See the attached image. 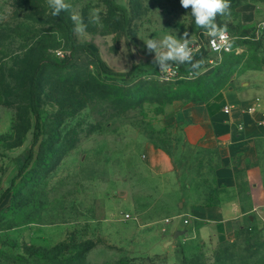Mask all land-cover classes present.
Listing matches in <instances>:
<instances>
[{
  "label": "rangeland",
  "instance_id": "1",
  "mask_svg": "<svg viewBox=\"0 0 264 264\" xmlns=\"http://www.w3.org/2000/svg\"><path fill=\"white\" fill-rule=\"evenodd\" d=\"M113 1L126 8V24L107 0H65L70 8L60 13L76 42L98 51L112 72L155 60L148 39L171 34L188 44L203 30L180 0ZM229 3L228 14L218 15L216 23L232 36L234 51L196 74L217 71L226 77L224 87L251 74L263 81L264 32L258 22L264 0ZM93 9H99L96 23L90 20ZM52 11L47 0H0V264H264V248L258 249L264 218L256 210L254 219L235 220L222 239L190 237L195 221L181 216L186 185H194L197 201L229 194L215 177L219 157L213 150L198 151L191 160L181 157L171 180L149 169L147 143L171 153L177 149L165 109L161 112L165 104L146 94L126 105L112 86L135 85L134 76L102 72L85 50L76 51L67 67L49 62H64L71 48L64 23ZM72 13L82 17L83 32L75 30ZM39 62L41 151L33 170L1 199L28 155L33 133L28 89ZM146 68L134 74L141 71L139 77L149 80L156 73ZM259 180L264 187V165ZM176 230L182 233L174 236Z\"/></svg>",
  "mask_w": 264,
  "mask_h": 264
},
{
  "label": "crops",
  "instance_id": "2",
  "mask_svg": "<svg viewBox=\"0 0 264 264\" xmlns=\"http://www.w3.org/2000/svg\"><path fill=\"white\" fill-rule=\"evenodd\" d=\"M255 98H259L261 110L249 113L247 109ZM226 106L230 108L228 112L224 110ZM261 111H264V80L255 78L254 74L242 78L239 85L221 88L208 100H176L166 105L165 124L173 130L176 153L147 143L145 163L149 169L171 180L181 157L191 160L198 151L213 150L219 157L215 170L217 183L229 190L228 195L222 192L216 203L208 204L195 200L194 185H186L188 202L181 216L195 221L190 237L211 234L212 239H222L231 234L235 220L248 215L254 219L253 210L264 207L260 205L264 187L259 180L264 165ZM237 123H243L242 131L237 130ZM188 218H183L184 224L189 223Z\"/></svg>",
  "mask_w": 264,
  "mask_h": 264
},
{
  "label": "trees",
  "instance_id": "3",
  "mask_svg": "<svg viewBox=\"0 0 264 264\" xmlns=\"http://www.w3.org/2000/svg\"><path fill=\"white\" fill-rule=\"evenodd\" d=\"M107 7L110 11H120L122 13V18L124 21V24L128 22L127 18V11L126 8L123 7L120 4L115 3L113 0H107L106 2ZM58 17L62 20V22L65 25L66 32H67V38L70 42V52L67 56V59L64 62H57L56 60H48L49 62L53 63L54 66L57 67H67L71 64L72 58L74 57V54L78 50H85L87 53H89L94 61L96 62V66L105 73L108 74H115V75H121L126 77H136L133 79L134 82H136L135 85L130 84L127 85H113V91L115 95L120 98L123 101H128V104L126 105H135L140 99L146 98V94L148 96L156 95L157 101H159L161 104H165L162 113L164 112V109L167 104L176 101V100H182V101H192V100H208L211 98L218 90L224 87V80L222 74H217V71H214L211 74L202 75V74H196L200 69L205 68V66H208V62L206 61L208 58V53L206 51L197 52L195 55L191 57V60L185 62V66H188V69H190L193 72V76L183 77L182 79H185L182 82L179 83H171V84H162L157 81H159L158 77L149 75V80L147 79H141L138 73H141V71L134 74L135 69L139 66L151 67L154 69V72L156 73L157 66L154 63V60L147 61V62H140L137 64H134L128 71L125 72H112L108 68H106L102 57L100 56L99 52L90 48L89 46L78 44L76 40L73 37V27L70 24L68 20H66L61 14L58 15ZM234 49L230 52H224L220 55V59L226 56L227 54L233 53ZM206 56V57H205ZM175 61H169L166 63H173ZM219 61H217L214 65H209V67H214L215 65H218ZM185 66H181V73L185 75L187 73V70ZM43 67L42 62H39L36 67L34 68V71L30 78L29 83V89H28V109L31 112V118H32V126H33V133H32V139L29 144L28 149V155L27 158L24 160L22 166L17 169V172L14 176H12L8 182V185L3 190L1 199L12 189L14 185H16L20 179L29 171L33 170V166L38 159L39 153L41 151V142L42 137L44 134V122L41 117L40 113V98H39V73ZM136 75V76H135ZM138 75V76H137ZM202 75V76H201ZM139 77V78H138ZM228 77V76H227ZM139 79V80H138ZM152 94V95H150ZM125 103V102H124ZM174 138V137H173ZM175 145L177 146V142L174 138ZM157 147H160L164 149L165 151L171 153L168 149L161 147L158 144H154ZM218 201V200H217ZM217 201H207V203H216ZM264 248V242H262L261 246L258 247V249ZM250 256H253V252L249 253Z\"/></svg>",
  "mask_w": 264,
  "mask_h": 264
},
{
  "label": "clouds",
  "instance_id": "4",
  "mask_svg": "<svg viewBox=\"0 0 264 264\" xmlns=\"http://www.w3.org/2000/svg\"><path fill=\"white\" fill-rule=\"evenodd\" d=\"M50 8H52V15L58 16L61 11H67L70 5L65 3V0H47ZM180 4L184 9H189L192 17H194L195 24L207 31L211 36H219L223 39L224 28H221L216 23L218 15H226L229 12V0H180ZM72 21L76 23V31L83 32L85 25L82 17L77 13H72ZM99 9H93L90 14V20L93 23L98 22ZM187 36V33H185ZM145 45L149 51H156L157 55L154 63L161 69L167 67V61H176L180 64L191 60V55L187 47V41L181 42L171 34L166 35L161 40L148 39Z\"/></svg>",
  "mask_w": 264,
  "mask_h": 264
},
{
  "label": "built area",
  "instance_id": "5",
  "mask_svg": "<svg viewBox=\"0 0 264 264\" xmlns=\"http://www.w3.org/2000/svg\"><path fill=\"white\" fill-rule=\"evenodd\" d=\"M262 11L264 12V3L261 6ZM259 31L264 32V18L260 19L258 22ZM188 50L190 52L191 57L195 55L197 52L206 51L208 53L207 62L209 65H214L219 57L224 52H230L234 48L232 47V36H229L228 32L225 30L223 33V39L219 36L213 37L204 29L201 30L200 34L194 37L188 44ZM186 62V61H185ZM185 66V63L180 64L179 62L167 63V67L161 69L157 68L155 76L161 80H171L175 78H183V77H192L193 72L188 69V66H185L187 73L183 75L180 71L181 66ZM259 106V98H255L254 103L247 109L249 113H253L257 110H261L258 108ZM229 106L225 107V111H229ZM261 118L259 120L260 124L264 125V111H261ZM243 123H237L236 128L238 131L243 130ZM126 218L130 217V213L126 212L124 215ZM170 218H166L165 222H169ZM187 220L185 219L184 222Z\"/></svg>",
  "mask_w": 264,
  "mask_h": 264
},
{
  "label": "water",
  "instance_id": "6",
  "mask_svg": "<svg viewBox=\"0 0 264 264\" xmlns=\"http://www.w3.org/2000/svg\"><path fill=\"white\" fill-rule=\"evenodd\" d=\"M256 211L262 218H264V207H259L256 209ZM181 233H182V231L176 230L174 233V236H178Z\"/></svg>",
  "mask_w": 264,
  "mask_h": 264
},
{
  "label": "bare ground",
  "instance_id": "7",
  "mask_svg": "<svg viewBox=\"0 0 264 264\" xmlns=\"http://www.w3.org/2000/svg\"><path fill=\"white\" fill-rule=\"evenodd\" d=\"M206 57V56H205Z\"/></svg>",
  "mask_w": 264,
  "mask_h": 264
}]
</instances>
